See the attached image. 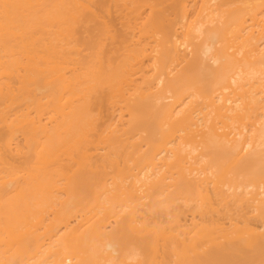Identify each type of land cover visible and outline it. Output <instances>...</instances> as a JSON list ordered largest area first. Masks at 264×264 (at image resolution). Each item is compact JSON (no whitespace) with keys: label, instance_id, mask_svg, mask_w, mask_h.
Here are the masks:
<instances>
[{"label":"bare ground","instance_id":"obj_1","mask_svg":"<svg viewBox=\"0 0 264 264\" xmlns=\"http://www.w3.org/2000/svg\"><path fill=\"white\" fill-rule=\"evenodd\" d=\"M0 264H264V0H0Z\"/></svg>","mask_w":264,"mask_h":264}]
</instances>
